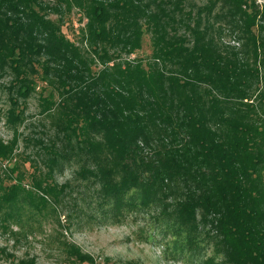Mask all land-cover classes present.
Masks as SVG:
<instances>
[{"label":"trees","instance_id":"1","mask_svg":"<svg viewBox=\"0 0 264 264\" xmlns=\"http://www.w3.org/2000/svg\"><path fill=\"white\" fill-rule=\"evenodd\" d=\"M51 1L0 0V70L11 71L18 97L40 88L50 119L38 160L23 161L34 190L15 164L0 201L59 204L74 188L53 173L74 162L76 186L97 191L112 214L160 207L167 233L189 232L195 245L204 236L223 264H264V8L256 0H222L220 12L218 0L188 10V0ZM64 7L58 20L44 14ZM73 8L87 20L81 42L91 49L63 30ZM226 30L244 42L240 50L221 45ZM12 103L7 120L16 124ZM18 146V137L0 140V161H12Z\"/></svg>","mask_w":264,"mask_h":264},{"label":"rangeland","instance_id":"2","mask_svg":"<svg viewBox=\"0 0 264 264\" xmlns=\"http://www.w3.org/2000/svg\"><path fill=\"white\" fill-rule=\"evenodd\" d=\"M210 1L214 0H188L187 10L197 9L195 6H204ZM218 1L216 12H220L222 7V0ZM256 1L264 8V0ZM43 2L53 5L51 0ZM44 14L58 20L67 13L64 7L62 14L60 10L53 12L48 9ZM81 16V12L73 8L72 14L64 18L63 30L84 50L91 49L88 43L81 42L84 37L80 29L87 22L83 18L80 23ZM219 41L224 47L232 46L239 50L244 44L230 30H226ZM151 52L150 37L146 36L138 56L147 58ZM123 57L127 58L126 55ZM12 82L11 71L0 70V140L8 142L19 138L15 158L0 161V197L15 182L11 179L10 170L15 164H19L23 175L22 185L27 191L34 190L30 163L25 165L24 162L30 158L38 160L36 140L46 138V129L50 126V119L43 114L41 89L37 88V92L28 98H21ZM16 100L15 111L20 113L21 121L12 124L7 119L13 108L12 101ZM42 169L47 172L44 166ZM77 169L74 162H65L53 173V181L59 186L70 183L74 188L67 190L59 204H41L37 209L29 203H22L18 208L0 201V264H91L80 262L76 258L77 253L90 258L93 264H223L222 256L216 255L213 245L204 236L199 235L195 245L189 241L192 236L189 232L184 231L176 237L167 233L168 228L157 223L160 207L124 209V214H112V205H101L97 201V191H88L91 189L89 185L85 188V184L76 186L79 183L75 178Z\"/></svg>","mask_w":264,"mask_h":264}]
</instances>
